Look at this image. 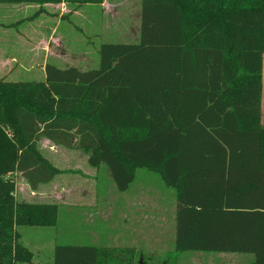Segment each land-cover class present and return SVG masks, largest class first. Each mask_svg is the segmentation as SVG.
<instances>
[{
  "label": "trees",
  "instance_id": "1",
  "mask_svg": "<svg viewBox=\"0 0 264 264\" xmlns=\"http://www.w3.org/2000/svg\"><path fill=\"white\" fill-rule=\"evenodd\" d=\"M104 0H0V3ZM63 18H67L64 15ZM97 68L47 63L45 80L0 79V264H28L18 226L55 225V204L18 201L59 172L47 138L105 164L119 191L137 170L175 189L178 251L264 264V0H142L140 40L104 42ZM123 250L56 243L53 264H134Z\"/></svg>",
  "mask_w": 264,
  "mask_h": 264
},
{
  "label": "rangeland",
  "instance_id": "2",
  "mask_svg": "<svg viewBox=\"0 0 264 264\" xmlns=\"http://www.w3.org/2000/svg\"><path fill=\"white\" fill-rule=\"evenodd\" d=\"M141 5L142 0H104L102 4L79 7L45 5L46 11L40 13L38 3H0V79L45 80V62L61 68H97L102 43L140 40ZM51 31L62 42L51 40L55 52L48 59L43 52L33 56L24 47L28 34L48 39ZM41 140L38 148L43 156L46 153L42 147L49 143L54 148L53 156L46 155L59 169L55 177L33 189L20 172L12 175L18 201L55 204L58 208L55 225L18 226L20 242L34 255L28 264H53L56 243H93L122 249V256H133L134 264L250 263L251 254L178 251L175 189L159 173L138 169L129 190L119 191L105 164H89L87 151Z\"/></svg>",
  "mask_w": 264,
  "mask_h": 264
},
{
  "label": "crops",
  "instance_id": "3",
  "mask_svg": "<svg viewBox=\"0 0 264 264\" xmlns=\"http://www.w3.org/2000/svg\"><path fill=\"white\" fill-rule=\"evenodd\" d=\"M65 4H67V3H58V4L49 3V4H46V5L47 6H50V5H53V6H59V5L64 6ZM61 15H62V13L60 14V16ZM52 31H51V36H49L48 39L36 36V34H28L27 36H25V39H24V41L26 42V45L24 47L31 53V55L34 56V54L38 55L39 52H43L44 58L48 59L49 57L53 56L54 52H55L54 51V47L51 44L52 43L51 40L53 38H55V39L61 41L58 37L53 35ZM34 36H36V37H34ZM20 38H22V37H20ZM47 63L48 62L44 63V65L42 66V70L45 71V66H46ZM263 73H264V71H263ZM262 96H263V93H262ZM261 123H262V105H261ZM41 141L50 142V140L47 139V138H42ZM45 146L46 147H42L41 150H45L46 154H49V155L53 156L55 154V151H54V148H53L52 144L50 145L48 143ZM57 148H59V150L63 149V148H61L59 146H57ZM67 149H69V148H67ZM46 154H45L46 158L49 159V161L53 162V160L49 157V155L47 156ZM88 157H87V159H88Z\"/></svg>",
  "mask_w": 264,
  "mask_h": 264
}]
</instances>
